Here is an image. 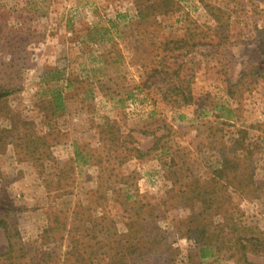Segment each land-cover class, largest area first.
Masks as SVG:
<instances>
[{
  "label": "rangeland",
  "instance_id": "rangeland-1",
  "mask_svg": "<svg viewBox=\"0 0 264 264\" xmlns=\"http://www.w3.org/2000/svg\"><path fill=\"white\" fill-rule=\"evenodd\" d=\"M176 1L177 11L157 18L160 26L152 29L157 39H177L187 29L205 37L203 45L188 48L183 58L193 75L194 104L179 108L162 101L161 93L153 87L141 93L134 89L144 80L143 69L135 61L142 58L148 64L152 61L149 51L154 49L148 36L140 37L130 25L136 15L135 0H0V84L12 77L20 87L8 97L7 105L18 117L31 123L37 134H50L47 136L51 145L50 163L67 166L62 175L58 172L56 176H39L37 167L17 165L10 146L0 154V197L21 209L13 220L25 243L38 238L45 226L53 222L55 212L66 215L65 222L71 226L73 207L78 203L91 206L89 202L103 181L101 175H110L116 181L106 184H111V189L106 191L105 209L115 206L122 212L126 206L120 207L118 202L127 194L137 193L139 200L151 205L167 199L174 172L182 183L190 175L206 178L217 165L214 146L220 130L227 141L237 128H250V141L259 144L252 182L264 181V2L205 0L206 4H218L228 12L229 24L223 30L212 21L200 0ZM105 29L111 42L99 38ZM89 32L98 34L91 40ZM133 48L145 52L138 51L142 54L139 56ZM253 65L261 71L252 90L240 101L229 100L228 86L235 83L243 68ZM49 71L55 72L47 74ZM52 75L67 79L70 86L63 90L64 110L45 118L46 111L41 109L39 100L49 88L43 79ZM128 94L133 96L130 100ZM217 116L223 120L227 116L230 126L218 124ZM107 125L116 127L114 134L119 137L114 145L107 141ZM122 137L127 143L119 142ZM155 138H160L157 148L142 158L128 153L130 140L145 153ZM73 142L87 144V150L97 149L106 170L71 161ZM181 165L188 172L179 169ZM51 172L56 170L47 168L45 174ZM58 175L60 179L69 178L65 185L56 182ZM122 176L129 177V186L117 181ZM180 186L176 184L175 190ZM256 195L232 196V204L242 213L245 223L264 231V192ZM177 206L175 199L165 207L160 205V210L167 208V211L159 221L175 253L158 252L149 264H164L168 257L169 264H192L187 255L193 241L181 237L176 229L189 212ZM114 219L117 230L123 231V218ZM4 250L0 230V253ZM248 261L263 264L260 257L251 254ZM213 264L232 262L219 258Z\"/></svg>",
  "mask_w": 264,
  "mask_h": 264
},
{
  "label": "trees",
  "instance_id": "trees-1",
  "mask_svg": "<svg viewBox=\"0 0 264 264\" xmlns=\"http://www.w3.org/2000/svg\"><path fill=\"white\" fill-rule=\"evenodd\" d=\"M200 2L217 27L227 29L230 18L226 9L219 7L218 4H206L205 0ZM133 5L136 15L130 25L140 37L148 36L154 47L149 51V54H152V61L148 64L142 58L135 61L136 65L143 69L141 78L144 79L134 88L135 91L141 93L143 89L153 87L161 93L162 101L175 108L194 104L191 90L193 75L186 68L183 58L189 52L188 48L203 45L204 34L187 29L177 39H157L154 33L155 28L160 26L157 18L177 11L178 2L135 0ZM109 25L111 28L114 27L111 22ZM140 29H143L142 35L139 33ZM107 31L105 29L100 33L99 38L103 40L105 37L107 42H111ZM92 32L87 34L91 40L98 34H91ZM133 49L137 53L145 52L139 48ZM141 53L138 55L141 56ZM260 71L257 65L243 68L235 83L228 86L227 98L236 102L244 99V94L250 92L255 85V79ZM53 72L55 71H49L47 74ZM8 78L5 80L7 83L0 84V154L10 146L17 165L26 163L37 167L39 176L66 173L67 166H60L58 163H55L57 164L55 166L50 163L51 145L47 140L50 134H37L31 123L18 117L14 110L11 111L8 107V97L20 88L12 77ZM43 81L49 88L47 95L39 100V104L41 109L46 111L43 112V116L48 118L64 110L63 90L69 87L70 83L56 75ZM53 83L58 86H51ZM132 97L128 94L127 100ZM219 109L227 114L231 113L228 109ZM217 119L218 124L230 126L227 116L225 120L222 116H217ZM4 121L7 124L2 126L1 123ZM105 127L109 135L107 141L114 145L119 137L114 134L116 127L114 125ZM249 130L250 128H237L227 141L220 130V136L216 138L214 146L218 156L216 167L206 178L190 175L184 183L180 182L182 178L174 172L170 178L173 187L166 193L167 199L161 200L157 205L142 202L137 193H132L125 195L122 202L117 201L120 207L126 206L124 212L115 206L105 209L106 191L110 190L111 184L116 181L112 180L110 175H101L103 181L99 182L94 199L89 202L91 206L78 203L73 207L71 226L65 222L66 215L59 216V211L55 212L52 215L53 222L47 224L38 238L30 243H25L17 222L13 220V216L21 209L15 207L12 201L0 197V230L5 240V250L0 253V264H149L158 252L175 253L167 240V233L159 224L167 211V208L160 210V205L165 207L174 199L177 201V207L187 209L189 212L176 227L181 237L193 241L194 246L187 255L189 262L213 264L220 258L232 264H252L248 261V255L251 254L260 257L264 264V231L255 225L245 223L241 219L242 213L232 204V196L242 197L251 194L254 196L256 193V197H259V194L264 192H262L264 181L260 184L252 182L251 174L259 144L250 141ZM160 138H155V143L145 153L141 152L135 141L130 140L128 153H134L137 159L142 158L157 148ZM126 140L122 137L119 142L125 144ZM72 146L74 152L71 161L81 165H96L103 171L106 170L101 164L102 158L97 149L87 150V144L80 145L78 142H73ZM105 155L108 162V153ZM51 167L56 172L45 174L47 168ZM179 169L184 173L188 172L184 165ZM61 175L57 176L56 182L59 185L63 182L61 185H65L69 178L64 176L60 179ZM117 181L121 185L129 186L127 176L119 177ZM108 182L111 183L109 186L106 185ZM178 183L181 186L175 190L174 186ZM132 184L133 182L130 183ZM104 185L106 188H103ZM115 216L123 218V231L117 230ZM216 218L220 220L217 222ZM169 262L168 257L164 264Z\"/></svg>",
  "mask_w": 264,
  "mask_h": 264
}]
</instances>
